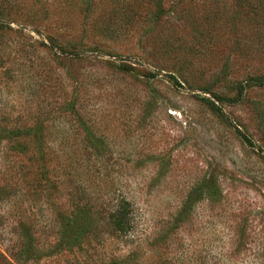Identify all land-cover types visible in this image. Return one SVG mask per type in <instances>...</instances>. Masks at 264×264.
I'll return each mask as SVG.
<instances>
[{
	"label": "rangeland",
	"instance_id": "rangeland-1",
	"mask_svg": "<svg viewBox=\"0 0 264 264\" xmlns=\"http://www.w3.org/2000/svg\"><path fill=\"white\" fill-rule=\"evenodd\" d=\"M0 18V264H264V87L246 84L264 0H0Z\"/></svg>",
	"mask_w": 264,
	"mask_h": 264
},
{
	"label": "trees",
	"instance_id": "trees-1",
	"mask_svg": "<svg viewBox=\"0 0 264 264\" xmlns=\"http://www.w3.org/2000/svg\"><path fill=\"white\" fill-rule=\"evenodd\" d=\"M0 23H2L0 18ZM6 31L5 27L0 25V32ZM7 31L11 32L10 28ZM49 43L59 49V46L56 42L50 38ZM60 50V49H59ZM61 51V50H60ZM63 51H61L62 53ZM247 85H254L258 87H264V77H251L247 83ZM202 101L209 105L211 110L215 111L218 110L212 103L202 99ZM42 131L37 128L18 131V130H10L7 132L5 139L8 141H16L18 139H28L35 140L36 138H41ZM240 137L246 142L249 146L252 145V142L244 135L239 133ZM132 223V210L129 209L128 203H116L111 211H109L108 215V223L107 225L110 229L116 234H124L127 233L131 227ZM74 222H67L65 224V228L61 232V241L66 248H72L76 246L79 242L81 231L78 229L77 226H73Z\"/></svg>",
	"mask_w": 264,
	"mask_h": 264
}]
</instances>
